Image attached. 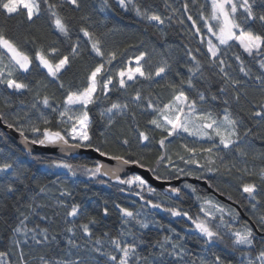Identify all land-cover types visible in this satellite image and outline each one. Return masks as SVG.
<instances>
[{"label": "snow or ice", "instance_id": "1", "mask_svg": "<svg viewBox=\"0 0 264 264\" xmlns=\"http://www.w3.org/2000/svg\"><path fill=\"white\" fill-rule=\"evenodd\" d=\"M195 5L198 0H192ZM46 6V9L42 8ZM131 5V7H129ZM211 11L210 14L205 15L201 10L200 19L203 21V26L207 29L208 33L216 38L218 44L213 43L211 39L207 40V58L208 66L216 70L215 74L219 75L222 84L218 89V94L210 93L206 95L204 92L199 91L194 83V78H205L204 69L200 60L193 54L192 49L188 48L186 55L192 61L191 65H186L189 75L184 77L183 74L177 73L180 76L179 82L168 79L172 63L168 57L164 56L163 52L160 53V60L152 65V57L147 51H140L134 57L127 59L123 67H117L114 62L122 55L118 49L106 50V41L104 37L107 33H97L91 30V25L88 27L81 25L80 32L87 38V43L90 46L91 53H94L100 60L96 65L89 70L87 76V83L82 89L72 90L68 89L63 100V109L60 110L59 105L55 103L54 96L44 94L41 96L37 93L34 103L30 106H25L22 115L17 113L13 116L14 123H8L9 128L16 127L20 136L26 143L39 146H52L59 147L62 152H69L76 149H91L105 157L108 160L116 161L117 165L121 167L111 168L106 167L103 163L97 162L94 167L87 165H73L65 161H53L51 166L56 168L66 169L73 176L77 174L78 170L90 178L95 179L98 176H108L115 178L116 182L120 185H127L129 188L135 186L143 191L145 188L149 195H157L156 189L150 187L145 179L141 176L134 175L128 179H122L119 172L122 166L135 164L138 167L144 168L141 158L135 160L131 159V153L126 157L122 153L107 150V139L101 143L105 147L93 143V137L90 134L92 121L89 117V106L95 104L103 97V100H110L109 93L112 91H122L123 93L130 94V100L124 103L112 101L110 106L100 112L102 118H106L107 128H111L116 123L117 116H126L131 114L132 119H136V112L133 108L140 109L141 111H151L155 113L148 124L152 125L154 129H158L162 134L158 141L162 149H167L166 141L169 137L178 136L181 132L187 133L189 136L197 139L212 141L208 147L204 146H189L187 143L181 145L188 156L176 153L179 160L183 161L185 165H195L197 168L204 169L209 173H219L222 170L231 174L233 169L236 172L246 175L248 177H258L259 184L255 179H250L247 182H242L240 191L246 194L251 202L253 212L258 210V205L264 207L261 201L262 189L264 185V153L259 155L252 153L248 140L246 138L257 135L253 132V128L245 127L242 119L234 115L231 105L233 103L239 105L242 97L247 99L248 89L245 87V81L238 79L231 75L227 69L232 65L226 62L225 56L221 55V46L225 49L233 47L231 42H236L243 53L256 61L259 68L264 72V0H210ZM110 0H102L100 11L110 8ZM115 6L127 12L134 11L136 16L141 20L146 21L149 25L162 31L165 21H174L176 9H172V14L163 16L156 12L150 11L147 7H142L136 0H115ZM68 7L72 11H82V0H0V10L8 17L14 15H22L29 24H34L40 18L43 10H46L52 17V23L57 32L65 38L70 37V25L63 17L58 9ZM171 8V5H168ZM203 6H201L202 8ZM185 13L189 12V3L187 0L183 3ZM80 19L87 23L90 17L81 15ZM187 19L192 22L191 26L195 29V35L201 37L200 42L204 43L201 34V28L197 25V21L191 14L187 15ZM215 22V23H213ZM180 24L184 23L183 19L179 20ZM259 25L260 31L254 27ZM112 31V30H109ZM32 43H36L33 39ZM187 47V46H185ZM0 85L6 87L15 93L23 94L31 92L32 87L16 77L17 72L28 73L33 64V57L25 52L20 45L13 39L5 34L4 28L0 27ZM59 49L51 47L45 49L38 47L35 52L34 59L38 61V66L47 70L49 76L59 83V87L64 89L65 85L60 81V73L66 68L71 66V59L69 55H64L58 59H53ZM155 51V49L153 50ZM199 52V49H196ZM80 55V44L76 42L71 50L72 57ZM235 61L239 64V72L244 77L252 78V70L246 67L245 61L239 53H235ZM259 58V59H258ZM134 62V66H133ZM257 81V87L261 93L260 103L252 104L250 109V116L254 120L255 126L264 129V74L256 75L254 77ZM141 81H147L150 84L154 83L157 87H167L172 90V98L167 102L161 104L158 100L154 101L151 96L144 97L140 88L135 85ZM163 82V84H162ZM196 91L195 97H190L184 90V86ZM47 87V85H44ZM132 90V91H130ZM178 90V91H177ZM99 93V95H97ZM212 102H216L219 110H214ZM6 106H10L8 101H5ZM76 106H79L77 108ZM27 109V110H26ZM43 109H50L51 112L57 113V124L63 127L53 129L48 127L51 120L44 114ZM31 110H34L39 115L34 119L31 115ZM67 117V120H65ZM0 120H6L5 116L0 114ZM23 121V123H21ZM43 125V128L41 127ZM131 131V129H129ZM137 138L141 144L150 141L148 132L141 131L137 127ZM26 132L32 134V138L26 136ZM104 135V132H101ZM218 138V143L216 142ZM123 146L129 145V139L124 137L120 139ZM170 143V141H169ZM219 149L229 150L235 152L238 156L247 161L251 155L252 159H261L262 163L257 168L253 166L249 168L247 164L243 167H238L235 163L229 165L224 162ZM198 153H205L203 157L204 163L200 162ZM166 162V163H165ZM159 166L165 163V167L173 165L172 157L167 154V151L162 153L157 161ZM13 170V164L5 161L0 163V173H9ZM152 171L155 175V169H147ZM179 177L180 174L187 176H195L192 171H186L184 168L173 167L172 169ZM160 179L159 176H156ZM197 179L202 176H196ZM13 180L23 183L18 176H13ZM101 183L104 181L101 180ZM210 187L212 185H209ZM46 185L40 187V192L46 191ZM196 193V189L192 185H185ZM124 189H121L123 191ZM6 193H14L16 190L12 183H7L4 187ZM169 199L180 198L181 189L178 187H170L167 189ZM140 195V193H135ZM61 196H71V193L64 189L60 192ZM231 198V197H229ZM143 199V196H141ZM197 200H203L199 211L203 213L204 217L200 215H191L188 211L183 210L177 205H163L162 203L153 202L151 200L145 201L153 209H162L171 214L173 217L186 218L194 225V230L203 237L204 246L214 245L217 242H230L234 250L252 249L256 239L253 229L244 226L242 229H234L232 221L236 220L238 214L231 208L225 209L223 205H219L211 199L206 197L196 196ZM205 205L214 208L220 213L217 217L214 213L206 210ZM64 207L65 212V231L70 234L67 243L70 248L83 250L86 253H94L98 257H105V264H169L165 257H173L177 264H187L184 261L186 250L183 245L179 243L182 237L179 234L177 240L173 241L170 237L165 236L164 240L157 241L154 247H158L159 251L155 255H143L138 251L140 244L144 241L141 239L137 242L135 233L129 229L126 232L121 231L117 236H112L108 231L97 236L93 231L94 225L99 223L97 217L87 214L82 211L79 204L73 203L70 207L66 204H60ZM32 210V205L27 206ZM122 216V223L127 225L132 221L139 225L141 229H147L149 223L145 219H140V213L133 212L128 208L116 205ZM19 211V209H17ZM109 209H103V215L107 216ZM23 219L20 220L18 226L13 228V233L22 234L26 237L23 241L19 239H12V243L16 248H20L21 243H28V235L31 233V239L37 245L48 244L49 234L47 228H28L26 221L28 215L20 213ZM225 215L232 218L231 221L225 220ZM85 216L86 222H79V218ZM45 219V217H41ZM212 221H217L215 224ZM261 230L264 231V215L259 218ZM38 227V226H37ZM77 229L82 233L83 240L77 243L73 237L77 235ZM131 237L130 241H124L121 236ZM40 237V238H38ZM55 240V236L52 237ZM105 245L111 247L112 251H108ZM169 245L170 247H166ZM242 255L247 257V264H264V249L260 250L255 256V260L251 258L250 252L242 251ZM8 253L0 251V264H7ZM152 257V258H150ZM92 259L91 256L84 258H77L71 252L67 253L64 258L48 259L41 255L38 258V264H89ZM20 264H28L24 259L23 251L20 253ZM200 264H228L226 258L221 255L213 253L212 259H201ZM243 264V261L241 262Z\"/></svg>", "mask_w": 264, "mask_h": 264}, {"label": "trees", "instance_id": "2", "mask_svg": "<svg viewBox=\"0 0 264 264\" xmlns=\"http://www.w3.org/2000/svg\"><path fill=\"white\" fill-rule=\"evenodd\" d=\"M53 2H57V0H53ZM136 2L142 7H147L150 11L163 16L171 15L172 9H176V15L173 18L175 22L166 20L163 30L160 31L137 17L134 11L125 12L119 9L115 6V0H110L112 6L104 11H100L102 0H82V11L80 12L72 11L68 7L58 9L59 13L65 17L70 25V37L65 38L55 30L52 17L46 10L42 11L40 18L34 24H29L22 15L8 17L0 10V27L4 28L5 34L9 38L15 40L25 52L33 57V64L28 73H16L18 79L23 80L32 87L31 92L19 94L0 85V114L6 118V120H3L4 124L14 123L13 116L17 113L22 115L21 110L35 102L37 93L41 96L44 94L54 96L55 103L62 110L67 90L69 88L72 90L82 89L86 85L89 70L96 65L100 58L91 53L87 38L80 32L81 25L88 27L90 24L92 31L107 33L104 37L106 50L118 49L122 53L114 62L117 67H123L127 59L134 57L140 51H147L152 57V65L155 66L161 58L160 53L163 52L164 56L168 57L172 63L168 79L177 83L180 79L177 73L183 74L184 77L189 75L186 65H191L192 61L186 53L188 48L192 49L193 54L201 61L206 77V79L199 76L194 78L196 88L206 95L210 93L220 95L218 89L222 81L219 75L215 74L216 70L208 66L205 41L204 43L200 42L201 37L195 35V29L191 26L192 22L187 19V15L191 14L193 16L197 21V25L201 28L203 39H205L209 33L203 26L200 12L202 10L205 15L210 14V0H198L195 5L192 0H187L189 3L188 13H185L183 9L185 0H136ZM168 5H171V8ZM201 6L203 7L201 8ZM42 8L46 9V6L42 5ZM81 15L89 16L90 20L85 23L80 19ZM180 19L184 20L183 24L179 23ZM254 27L257 31L261 30L259 25ZM33 39L36 43H32ZM211 39L218 44L216 39ZM76 42L80 44V55L72 57L71 50ZM231 43L233 47L229 49L221 46V55H224L225 52L227 53L225 56L226 62L232 65L227 71L234 77L244 80L245 87L248 89L247 99L242 97L241 103L239 105L233 103L231 109L234 115L243 120L245 127L253 128V132L257 134L246 139L250 145L251 152L259 155L264 153V129L255 126L254 120L250 116V109L252 104L258 105L261 100V93L257 87L258 82L255 81L254 77L264 74V72L261 71L256 61H253L243 53L236 42L233 41ZM41 46L45 49L51 47L59 49L53 59H58L64 55L70 56L71 66L59 74L60 81L65 85L64 89H61L59 83L49 76L43 67L38 66V61L34 59L37 48ZM154 49L155 51H153ZM196 49L200 51L197 52ZM235 53H239L244 59L246 67L251 68V79L244 77L239 72V64L233 58ZM44 85H47V87H44ZM135 87L141 89L144 97H149L150 95L154 101L158 100L161 104L167 103L173 95L171 89L164 86L157 87L154 83L150 84L147 81H141ZM184 90L190 97L196 96V91L187 88L186 85ZM109 95L111 97L110 100L105 101L101 97L95 104L90 105L88 109L89 117L92 121L90 134L93 137L94 144L105 147L101 142L107 139V150L122 153L126 157L131 153L130 158L133 160L141 158L145 168L155 169V176H159L164 181L202 176L199 180L206 181L208 185H212L210 188L231 201L232 204L219 200L207 188L198 184L195 186V184L187 181L178 187L181 189V197L172 200L157 190V195H149L146 188L141 191L135 186L129 188L127 185L117 186L110 184L100 176L95 179L90 178L82 170H78L77 174L73 176L67 170H57L54 166H51L52 162L62 160L74 166L83 164L89 167H94L97 162L87 160L85 157H72L70 160H64L54 156L28 154L17 148L5 134L6 132L0 128V163L7 161L13 164V170H10L9 173H0V251L8 253L7 263L20 264V253L22 250L24 259L28 264H38V258L41 255L48 259H57L66 257L68 252H71L77 258L91 256L92 259L89 264H105V257H98L94 253H86L83 250L70 248L67 243L70 234L65 231L68 225L65 224L66 217L64 214L67 209L61 207V203L69 207L73 203L79 204L82 211L97 217L99 223L92 226L97 236L102 235L105 231H108L112 236H117L121 231L126 232L131 229L137 237V242L141 239L144 241L138 249L143 255H149L150 252L155 255L159 251L158 247H154L157 241L162 242L165 236L176 241L177 236L175 234L178 233L182 237L179 243L186 250L184 261L187 264H200L201 259H212L213 253L226 258L228 264H241L242 261L243 264H247V257L242 255V251L250 252L251 258L255 260L258 252L264 249V231L261 230L259 223L260 216L264 215V207L258 205V210L253 212L251 202L246 194H242L240 191V185L250 179H255L259 184L258 177L242 175L236 172L235 169H233L231 174L223 170L219 173H209L204 171V169H200L199 173L194 172L195 176L180 174L177 177L172 167H165L166 162L158 166L156 161L165 151L169 155L172 150H183L181 145L186 140L177 136L169 137L165 142L167 149H162L158 141L164 134L148 124V120L155 115L150 110L141 111L133 108V111L136 112L135 120L132 119L131 114L117 116L116 123L111 128H107L106 118H102L100 112L109 107L112 101L124 103L130 100V94L122 91L114 90ZM5 101H8L10 106H6ZM212 107L214 110H219L216 102H212ZM43 112L51 120V124L48 127L54 130L62 127L57 124V113L51 112L50 109H43ZM31 115L35 119L39 113L31 110ZM18 126L14 128L16 129ZM41 127L43 128V125ZM137 127L141 131L148 132L149 142L143 144L139 142ZM101 132H104L103 136ZM26 136L29 140L32 138L30 132H26ZM124 137L129 139L130 143L128 146H123L120 143V139ZM193 146L208 147L209 145L208 143L193 141ZM218 151L223 156L224 162L229 165L235 163L238 167H243L246 163L249 168L253 166L258 168L262 163L261 159L253 160L251 155L245 161L233 151L223 149ZM180 164L182 166L183 163L181 162ZM152 174L154 175L153 172ZM13 176H18L20 180H23V183L13 180ZM128 178H131V176ZM101 180L104 182L101 183ZM7 183H12L16 190L14 193H6L4 191ZM45 185L47 186L46 191L41 193L40 187ZM185 185H192L196 189V193H193ZM64 189H67L71 196H61L60 192ZM121 189L124 190L121 191ZM261 189V201L262 205H264V185H261ZM135 193H140V195ZM197 195L212 199L228 209H233L238 214L237 223H232L233 228L238 230L242 226L251 227L256 237L254 247L250 250H234L227 237L223 243L217 242L214 245L205 247L203 237L194 230V225L186 218L173 217L170 213L162 209H153L145 203V201L151 200L163 205H177L193 216L200 215L202 218L208 219L199 211L203 200H197ZM141 196H143V199H141ZM29 204L32 205L34 211L29 210L27 207ZM116 205L128 208L134 213H140V219L147 220L149 227L141 229L134 221L127 225L123 224L121 213ZM105 207L109 209L107 216L103 215ZM20 213L28 215L29 218L26 221L28 228H37V230L47 228L50 243L37 245L31 239V233H29L27 237L28 243H21L20 248H16L12 243V239L23 241L26 238L22 234L14 235L13 233V228L18 226L20 220L23 219ZM41 217H45V219H41ZM225 220L230 221L228 217H225ZM79 222H86V217H80ZM216 222L212 221L214 224ZM53 236H55V240L52 239ZM73 239L77 243L82 242L83 237L79 229H77V235ZM121 239L130 241L131 237L125 235L121 236ZM166 247L170 246L166 245ZM105 248L108 251H112L108 245H105ZM165 260L169 264H177L173 257L166 256ZM181 264H184V262H181Z\"/></svg>", "mask_w": 264, "mask_h": 264}, {"label": "water", "instance_id": "3", "mask_svg": "<svg viewBox=\"0 0 264 264\" xmlns=\"http://www.w3.org/2000/svg\"><path fill=\"white\" fill-rule=\"evenodd\" d=\"M0 128L6 132L5 134H7L10 141L17 148L31 155H48L64 160H70L72 157H85L87 160L103 163L106 167H111V168L121 167L117 165L116 161L108 160L105 157H101L99 156L98 153L92 151L91 149L81 148V149L71 150L69 152H62L59 147H52V146L45 147V146L28 144L20 136L19 132L14 127L9 128L6 124H4L3 120H0ZM147 169L148 168L145 167L144 168L138 167L135 164L125 165L122 166V170L119 172V176L122 179L128 178L130 176L132 177L133 175L141 176L143 179L147 181L150 187L156 189L157 191H159L168 198H169V194L167 193L168 188L179 187L183 182L187 181L192 184H195V186L196 184H198L204 188H207L208 191L210 193H213L215 196H217L219 200L232 204L231 201L227 200L224 196L218 194L212 188H210V186L207 184L206 181H201L196 178H182L174 181H164L162 179H157L156 176L153 175L152 172ZM100 177L110 184L123 186L117 183L115 178H110L108 176H100ZM175 199H176L175 197L172 198V200Z\"/></svg>", "mask_w": 264, "mask_h": 264}, {"label": "rangeland", "instance_id": "4", "mask_svg": "<svg viewBox=\"0 0 264 264\" xmlns=\"http://www.w3.org/2000/svg\"><path fill=\"white\" fill-rule=\"evenodd\" d=\"M215 23V22H213ZM211 38H214L216 39L214 36L211 35V33H209L208 36H206V38L204 39L205 41V45H206V48H207V40L211 39ZM213 41V39H211ZM214 43V41H213ZM133 66H134V62H133ZM44 69V68H43ZM46 70V69H45ZM47 71V70H46ZM77 108H79V106H76ZM65 120H67V117H65ZM63 127V126H62ZM178 138H183L185 141V143H187L189 146H193V141H198V142H202V143H208V145L210 146L212 141H208V140H203V139H197L195 137H192V136H189L187 133H183L181 132L178 136ZM216 142L218 143V138L216 140ZM176 153H180L181 155H184V156H188V153H185L184 150H180V151H177V150H172L170 152V156L172 157V160L174 162L173 165H168V167H179V168H184L186 171H193V172H200V168H197L195 165H185L183 163V161L179 160L178 156L176 155ZM207 154L205 153H198L197 156L200 158V162L201 163H204V159L203 157L206 156ZM183 163L182 166H180L181 164L180 163ZM56 168V167H55ZM57 170H66V169H62V168H56ZM223 173V172H222ZM188 188V187H187ZM212 200V199H211ZM214 201V200H213ZM215 202V201H214ZM217 203V202H216ZM203 204V201L201 202L200 204V207L201 205ZM220 205V204H219ZM205 208L206 210L214 213L217 217L220 216V213L217 212L214 208H211L207 205H205ZM225 209L227 210L228 208L225 207ZM225 217H228V219H230V221L232 220V218L228 215H225ZM233 224L237 223V218L236 220L232 221ZM244 226L240 227L239 229H242ZM238 229V230H239ZM7 260V259H6ZM8 264V263H7Z\"/></svg>", "mask_w": 264, "mask_h": 264}]
</instances>
